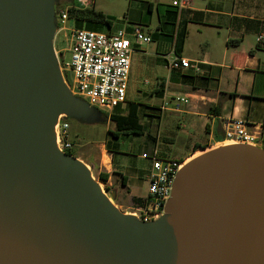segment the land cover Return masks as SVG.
Listing matches in <instances>:
<instances>
[{"label": "water", "instance_id": "95a60500", "mask_svg": "<svg viewBox=\"0 0 264 264\" xmlns=\"http://www.w3.org/2000/svg\"><path fill=\"white\" fill-rule=\"evenodd\" d=\"M54 2L0 0V264H264L262 149L189 164L166 213L143 224L111 209L86 163L56 151L58 115L90 104L63 81Z\"/></svg>", "mask_w": 264, "mask_h": 264}, {"label": "crops", "instance_id": "0c3cea01", "mask_svg": "<svg viewBox=\"0 0 264 264\" xmlns=\"http://www.w3.org/2000/svg\"><path fill=\"white\" fill-rule=\"evenodd\" d=\"M136 2L128 18L110 19L111 25L97 24L91 30L130 31L137 24L152 39L133 44L126 101L120 105L124 114L132 104L138 107L143 132L137 142L148 152L138 155L141 160L124 153L120 160L115 158L120 141L138 134L122 135L113 145L107 131L94 143L107 152L112 167L105 165L108 182L123 188L131 199H143L149 193L152 166L143 153L157 149L163 158L188 161L223 143L227 118L245 120L251 131L260 132L257 147L263 150L264 0H190L189 6L179 9L176 22H170L168 14L171 0ZM155 12L158 19L153 27ZM181 29L185 38L178 49L176 36ZM177 55L187 58L190 67L171 69L168 60ZM71 117L81 119H67ZM68 140L74 144L69 131ZM196 144L206 148L194 149Z\"/></svg>", "mask_w": 264, "mask_h": 264}, {"label": "built area", "instance_id": "2783aa9c", "mask_svg": "<svg viewBox=\"0 0 264 264\" xmlns=\"http://www.w3.org/2000/svg\"><path fill=\"white\" fill-rule=\"evenodd\" d=\"M179 9L189 6L190 0H171ZM77 8L87 9L95 6L94 0H76ZM55 8L56 30L53 48L62 78L70 92L100 110L112 112L126 101L128 79L131 68L133 44L148 43L152 39L140 25H134L130 31L125 28L107 33L85 28L73 29L67 50L71 54L69 62L61 59L62 50L55 43L57 34L65 30L70 14L69 8ZM262 38V37H261ZM171 69L190 67V61L182 56L168 60ZM66 117H58L57 134L62 153L73 148L68 140L69 123ZM223 143L257 147L261 133L251 131L245 120L227 118L223 120ZM151 160L149 193L144 203L138 206L139 217L143 222H152L166 213L167 204L172 196V188L183 162L167 159L159 155L157 149L143 153Z\"/></svg>", "mask_w": 264, "mask_h": 264}, {"label": "rangeland", "instance_id": "374dc122", "mask_svg": "<svg viewBox=\"0 0 264 264\" xmlns=\"http://www.w3.org/2000/svg\"><path fill=\"white\" fill-rule=\"evenodd\" d=\"M75 0H55L54 6L55 8H64L66 6H72ZM95 6L97 9L102 10L109 19L113 21H117L118 18H128L129 17V8L135 6L137 4V0H94ZM155 3L157 0H153ZM149 14H147V18H149ZM157 14L152 16V26L154 27L157 23ZM77 28H86V25H76L75 19L73 17H69L67 23L65 24V30L61 31L57 34V42L55 45L62 50L61 59L64 63L69 62L71 58L70 52L67 50L69 47V42L71 39V32L73 29ZM104 110H100L97 107L89 106V114L81 117V119L77 117H71L66 121L69 123V135L70 139L74 141L73 150L77 155L76 158H79L81 161L86 163L90 168L93 176L99 183L102 188L111 198V191H115V196L117 199H113L112 201L117 205V207L128 215H134L130 212H134L137 214L139 220V209L136 206L133 199L130 198L128 192L123 190V188H119L116 183L110 184L107 182L106 184L110 186L111 190L107 191L105 188V183L100 181L97 177V174L100 171H105V165L111 170L109 160L107 158V152L100 151L99 144H95L94 141H99L103 136L106 135L108 129H115V124L109 119L108 116L103 115ZM62 117L68 116L67 114L58 115ZM104 118V119H103ZM133 136V137H132ZM126 137L121 142V150L118 147L115 148L114 156L117 160H120L123 157V153L132 157L134 160H141L138 155H141L142 151L148 152V148L138 143L137 141L142 138L141 135H132ZM133 138V140H132ZM112 144H115V138L111 137ZM230 147H238V144H232L230 142L222 143L217 145L207 151L200 152L198 154H209L216 151H220ZM264 153V148L261 150ZM151 153V152H150ZM75 157V156H74ZM135 216V215H134ZM160 216L158 219H160ZM157 219V220H158Z\"/></svg>", "mask_w": 264, "mask_h": 264}, {"label": "trees", "instance_id": "16d2710c", "mask_svg": "<svg viewBox=\"0 0 264 264\" xmlns=\"http://www.w3.org/2000/svg\"><path fill=\"white\" fill-rule=\"evenodd\" d=\"M76 0L73 2V5L69 8V14L71 17L75 19L76 25H86L87 29H96L97 24H108L111 25V20L107 17V15L102 11L97 9L95 6L92 8L87 9H80L76 6ZM172 7L168 8V14L170 18L173 20H170V22L174 21L176 22L178 16H179V8L177 6H174L171 4ZM185 38V31L184 29H181L177 32L176 36V46L179 49L181 45L183 44ZM95 107V106H94ZM103 115L108 116L106 112H103ZM104 119V118H103ZM109 119L114 122L115 129L111 130L108 129V133L113 138H119L122 135L125 134H141L143 132V125L140 122V117L138 113V107L135 104H132L126 114L121 112L120 105L117 106L116 112L111 113L109 115ZM205 149L206 146L196 144L194 146V149ZM66 154L73 155L77 157L75 154L73 148H69L65 150ZM184 160L180 161L183 162ZM97 177L100 181L103 183H107L110 177V173L107 171H100L97 174ZM123 184L125 185V181H123ZM105 188L107 191H110L111 188L107 184L105 185ZM115 200L117 197L115 196ZM144 199L141 198H133L134 202L137 206L142 205L144 203Z\"/></svg>", "mask_w": 264, "mask_h": 264}, {"label": "bare ground", "instance_id": "6f19581e", "mask_svg": "<svg viewBox=\"0 0 264 264\" xmlns=\"http://www.w3.org/2000/svg\"><path fill=\"white\" fill-rule=\"evenodd\" d=\"M61 114H65V113H61ZM57 125H58V117L57 119L55 120L54 124H53V129H52V133L55 137V140H54V146H55V149L58 153L60 154H63L59 148V143H58V130H57ZM205 153H201V154H197L196 156L192 157L191 159H189L188 161H185L181 164L180 166V169L178 171V174H181L184 169L191 163H193L194 161L198 160L199 158H201L202 156H204ZM68 158L76 161V162H80V163H84L83 161H81L79 158H73L72 156H68ZM87 170H88V179L90 181H92L96 186H98L100 188V190L102 191V193L104 194V197H105V200L108 202V204L110 205L111 209L120 217L122 218H127V219H132L134 221H136L137 223L139 224H143V222L141 220H139L138 216L136 213H134V215H128L126 213H124L123 211H121L117 205L112 201L113 199L110 198V196L108 194H106V192L104 191V189L102 188L101 184L99 183V181H97L95 179V177L93 176L90 168L88 167L87 164H85ZM132 214V213H131Z\"/></svg>", "mask_w": 264, "mask_h": 264}]
</instances>
